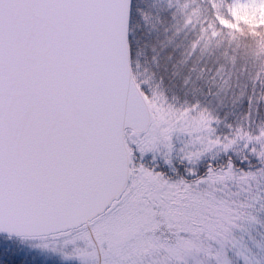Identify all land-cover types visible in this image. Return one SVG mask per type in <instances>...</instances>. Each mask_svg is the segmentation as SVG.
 <instances>
[{
	"label": "snow or ice",
	"instance_id": "1",
	"mask_svg": "<svg viewBox=\"0 0 264 264\" xmlns=\"http://www.w3.org/2000/svg\"><path fill=\"white\" fill-rule=\"evenodd\" d=\"M57 260L264 264V0H0V264Z\"/></svg>",
	"mask_w": 264,
	"mask_h": 264
},
{
	"label": "rangeland",
	"instance_id": "2",
	"mask_svg": "<svg viewBox=\"0 0 264 264\" xmlns=\"http://www.w3.org/2000/svg\"><path fill=\"white\" fill-rule=\"evenodd\" d=\"M54 259H55V258H54ZM56 264H59V261H58V260L56 261Z\"/></svg>",
	"mask_w": 264,
	"mask_h": 264
}]
</instances>
